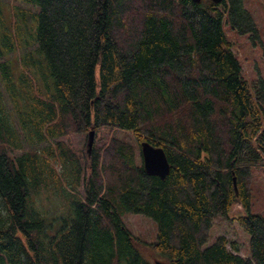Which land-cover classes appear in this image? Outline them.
<instances>
[{
	"label": "trees",
	"instance_id": "trees-1",
	"mask_svg": "<svg viewBox=\"0 0 264 264\" xmlns=\"http://www.w3.org/2000/svg\"><path fill=\"white\" fill-rule=\"evenodd\" d=\"M245 2L0 0V264H153L125 213L156 222L141 244L165 264H264V79L224 29L260 40ZM103 127L161 147L168 174L117 138L88 160L62 139ZM235 204L247 257L206 244Z\"/></svg>",
	"mask_w": 264,
	"mask_h": 264
},
{
	"label": "rangeland",
	"instance_id": "rangeland-1",
	"mask_svg": "<svg viewBox=\"0 0 264 264\" xmlns=\"http://www.w3.org/2000/svg\"><path fill=\"white\" fill-rule=\"evenodd\" d=\"M245 5L255 18L260 32V40L252 44L247 38V35H240L226 25L224 29L227 38L232 43V49L241 63L242 76L251 82L258 76L264 79V0H246ZM17 54L19 53L17 52ZM87 133H70L62 139H64L78 156L83 159L87 158L88 160L92 149L102 150L111 138H117L121 141H125L134 148L137 162L140 163V160H142L139 156L138 141L131 131L118 127L100 128L96 133L94 132L93 144L89 152H87L86 149ZM250 185L251 195L249 211L264 216V160L252 169ZM240 213H242V208L239 204H235L229 213V219H217L215 224L211 227L210 238L206 244L210 245L217 236L222 235L227 239V247L229 249L230 244L235 242L239 248L237 253L240 256L247 257L249 253V236L242 230L237 221L233 219ZM122 219L130 232L139 238L140 242L137 244V247L144 251L143 253L146 254L152 263L154 264L156 260L163 261L161 258L155 257L151 251H148V249L141 244L142 242L150 243L155 240L156 222L149 217L136 213H125Z\"/></svg>",
	"mask_w": 264,
	"mask_h": 264
},
{
	"label": "water",
	"instance_id": "water-1",
	"mask_svg": "<svg viewBox=\"0 0 264 264\" xmlns=\"http://www.w3.org/2000/svg\"><path fill=\"white\" fill-rule=\"evenodd\" d=\"M199 2L200 0H192ZM214 3H220L222 0H211ZM94 139V130L90 129L87 133V152L90 151ZM139 151L142 159V166L145 172L149 175L159 176L164 178L170 169V164L167 160L166 154L161 147L153 146L147 141H141L139 144ZM154 264H165L163 261L156 260Z\"/></svg>",
	"mask_w": 264,
	"mask_h": 264
}]
</instances>
